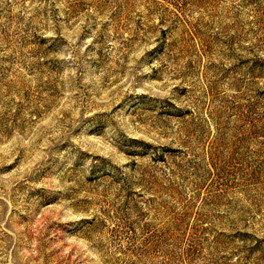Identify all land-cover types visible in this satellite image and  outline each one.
Here are the masks:
<instances>
[{
	"label": "rangeland",
	"instance_id": "rangeland-1",
	"mask_svg": "<svg viewBox=\"0 0 264 264\" xmlns=\"http://www.w3.org/2000/svg\"><path fill=\"white\" fill-rule=\"evenodd\" d=\"M0 264H264V0H0Z\"/></svg>",
	"mask_w": 264,
	"mask_h": 264
}]
</instances>
